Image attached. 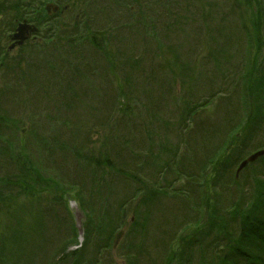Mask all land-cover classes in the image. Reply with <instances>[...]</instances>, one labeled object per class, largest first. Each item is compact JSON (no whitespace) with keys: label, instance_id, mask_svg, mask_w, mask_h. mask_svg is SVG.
<instances>
[{"label":"rangeland","instance_id":"rangeland-1","mask_svg":"<svg viewBox=\"0 0 264 264\" xmlns=\"http://www.w3.org/2000/svg\"><path fill=\"white\" fill-rule=\"evenodd\" d=\"M169 1L176 2L175 7L168 6ZM85 2L91 19L78 20L81 36L89 33L86 30L94 22L95 27L104 26L105 32V24L120 30L97 38L98 49L89 40L76 47L70 45L69 49L54 48L49 36L60 33L61 28L40 20L35 11L30 13V19L42 36L39 45L25 46L21 53L19 49L9 51V47L0 50V209L12 208L10 213H3V218L11 225H20L19 238L14 239L15 234L11 237L20 246L7 244L16 254L8 256L1 252L0 264H90V261L92 264L96 256L99 262L95 264H130L128 257L134 258L135 264H167L170 247L179 256L168 264L179 263L188 252L193 253L190 264H219L229 253V246L225 241L215 242L218 233L210 228L214 221L212 214L216 210L222 212L223 219L229 220V231L234 233L240 219L232 217L230 209L226 213L225 208L232 201L245 207L255 204L254 194L259 183L264 182L262 156L240 172L242 195L240 187L233 183L239 162L264 148V116L261 127L251 128L246 135V117L240 111L236 90L238 85L251 82L250 75L256 67H264V43L262 48L258 46L257 31L246 25L240 12L235 16L227 15V10L226 16L222 12L217 16L214 12L219 9L199 12L197 6L201 5H188L189 0H143L139 8L131 7L137 19H132L129 12L131 4L138 5L132 0ZM81 5L86 8L84 3ZM77 12L75 7L70 14ZM8 19L11 20L9 15ZM2 21L3 18L0 24ZM175 21L185 29L183 34L176 26L174 33L163 38V31L175 26ZM100 26L90 30L93 35H98ZM241 29L249 32L243 33ZM261 35L264 42V31ZM105 50L118 52L112 67L108 57L109 67L106 66ZM52 51L57 55L55 60ZM188 61L192 63L190 70L195 72L189 80L181 68ZM124 62L136 65L128 68ZM171 64L180 68L177 72L167 70L165 76L160 67L170 68ZM51 69L55 79L51 77ZM22 73L25 79L18 82ZM157 84L160 85L155 89ZM169 85L175 87L177 94L175 106L167 110L163 98H169L166 93ZM92 90H99L101 97L91 94ZM185 107L195 109L196 114L186 116L183 125L189 130L184 135L195 131L203 137L202 141L195 134L184 139L179 132L178 121H184ZM155 112L165 120L173 119L167 133L159 137L144 133L152 128ZM94 117L97 121L89 127ZM140 125L149 128L142 130ZM214 125L220 132L214 127L197 131ZM115 127L131 130L129 134L135 143L126 146L117 142L120 130L109 133ZM206 133L209 135L205 140ZM151 135L155 145H141L135 138L147 141ZM230 139H236L235 144L242 147L235 154L228 146ZM5 140L11 143L10 153L18 156L15 159L4 154ZM165 143L170 147V163L174 162L166 166L158 161V166L162 165L158 173L156 168L145 165L153 159L147 152L150 147L157 149ZM106 145L116 169L107 166L108 169L100 170L104 162L97 165L96 160L102 161L109 151ZM117 150L124 152L129 164L126 173L119 170L125 166L116 155ZM230 155H233L231 163L236 162L228 174L233 182L214 190L209 181L214 166L209 160L215 156V161H223ZM25 157L35 166L31 174L23 170V164L29 167ZM88 158L96 163L91 166ZM189 162L192 174L185 175ZM204 167L208 169L203 174ZM131 174H135V182L128 181L126 176ZM176 176L178 181L170 188L166 184L168 177L172 181ZM21 179L31 187L27 193L18 195L15 190L25 188L14 183ZM155 182L169 186L166 188L171 190L170 195H162L155 202L148 199L139 210L140 201L149 196ZM172 193L184 200L172 198ZM1 214L2 211L0 217ZM136 220L138 223L134 225ZM141 224L144 226L141 235L146 236L144 244L149 250L145 247L141 250L143 257L131 256L129 253L142 246L135 230ZM101 246L105 250L101 251ZM86 250L88 259L81 255ZM64 255H67L65 262Z\"/></svg>","mask_w":264,"mask_h":264},{"label":"trees","instance_id":"trees-1","mask_svg":"<svg viewBox=\"0 0 264 264\" xmlns=\"http://www.w3.org/2000/svg\"><path fill=\"white\" fill-rule=\"evenodd\" d=\"M42 0H32V2H37V6H35V8H37L38 6L40 7ZM131 1V0H129ZM135 1L138 5H134L131 4L130 11L132 13V19H137L136 17V12L134 9L131 10L132 6L138 7L139 8V4L143 1V0H132ZM231 2V4H230ZM11 3H17L20 5H23V12L18 10L17 8H14L13 11L11 12V9L8 8L5 11L8 12L7 14L9 15L11 21H14L15 17H18L20 20L22 21L24 19V17L28 14L27 13V8L24 3L25 0H17L15 1H11ZM222 3V4H220ZM176 2H171L169 1L168 6L171 7H175ZM196 4L201 5V7L197 6ZM87 5V4H86ZM188 5H192V6H197L199 9V12H201V9H204L205 11H207V13H211L212 11H214L215 9H219L218 11H215L214 13H216V15H220L221 16V12L226 16L227 13H225V10H227L228 14L230 16H235L238 12H240V14H243L245 16V23L246 25H248L249 27H251V25L254 27V29L257 31V39H258V46L260 48H262V45L264 42L261 41V33L264 31V0H222L221 2H219V0H189ZM1 7V6H0ZM7 7V6H6ZM141 8V5H140ZM176 8H179V6H177ZM85 13H87L89 15L90 10H89V6L86 7L85 9ZM37 13L40 16V20H43L45 17V12L42 10V8L40 9H36ZM219 12V14H218ZM18 14V15H17ZM87 20L90 19V17L86 18ZM228 19V18H227ZM97 21V20H95ZM100 26V25H99ZM98 26V27H99ZM176 26H179V24L175 21V26H170L167 27V29L165 31H163V33L161 34L163 38H165V36H169L172 33H174V29L176 28ZM95 27V22H94V26L91 27L89 26L86 30V32H89L88 34L86 33L83 36H77L76 38H72L71 34L68 33L65 37L64 40H68L67 44L74 46L77 45L79 46L81 43L80 42H84L89 40L88 43L92 44V46L95 49H98L100 47L99 43L97 42V38L101 37V36H106V35H110L111 32H120V30H118V28L114 25V26H109V24H105L106 27V32L104 31V26H100V28L97 30L98 31V35H96V33L93 35L92 32L90 31L92 28H98ZM179 28H181L179 26ZM116 30V31H115ZM183 28H181V35L183 34ZM243 33L245 32H249L246 31L245 29H241ZM259 31H261L259 33ZM252 35H254L252 33ZM256 37V35H254V38ZM39 45V43L37 44ZM165 47V46H164ZM163 47V49H164ZM167 49H170L173 51V53L175 55L176 51L175 49H173L170 45H166ZM104 58H105V62L107 60L108 57V61L109 63H111V67L113 62L117 61L118 59V52L116 51V53L114 52H108L107 50L104 51ZM52 58L55 60L57 58V55L54 54V52H52ZM179 56V55H178ZM163 58V56H162ZM108 61L106 62V66L109 67V63ZM125 64H127L128 66H130L131 68L134 67V65H136L135 63L133 64H129L128 62H124ZM191 65L192 63L190 61L185 62L182 68V71L184 73V76H187L188 74V80L189 78L193 77V73L195 74V72L191 69ZM162 72L165 73V76H167V70H172V71H176L180 68L178 65L176 64H171L170 68L169 65H167V68L164 66L160 67ZM53 72V69H51ZM110 72V69H109ZM22 75L25 76L24 73H22ZM55 74L54 72L52 73L51 77H53L55 79ZM251 76V82H249V84H245L241 87L236 88V90L238 91V96L237 99L238 101H240V111L241 113H243V117H246V127L244 129V133L246 135H249V130L253 127H255L254 130H258L263 121V116H264V67L260 68V67H256L255 71L253 72ZM127 78H129L127 76ZM176 79V78H174ZM184 79V78H183ZM85 81H89L88 78L85 77ZM129 81V80H128ZM185 81V80H184ZM125 82V80H124ZM128 83V82H127ZM185 83L187 84L188 82L185 81ZM158 85H154L155 89H158ZM49 86H52V83L49 82ZM48 86V88H49ZM128 86V85H127ZM170 87H168V89H166V93L167 95H169L168 100L166 98H163V100L165 101V103L167 104V110H169L172 106H175V98H176V89L173 85H169ZM129 87V86H128ZM91 94H95L99 97H101V92L99 90H92ZM145 94H147V90L145 92ZM85 102V101H82ZM163 106V105H162ZM154 110H156L154 108ZM225 112V108L223 107V109ZM176 111V110H175ZM229 114V112H227ZM154 115H156V120L152 122V128H149L147 126L144 125H140V127L142 128V130L144 129H148L147 131H145L144 133H154L155 136L159 137L162 134H166L167 131L169 130V128L171 127V123H173V119H169V120H165L163 117H160L159 115H157V112L153 113ZM175 114H177L178 117V111L175 112ZM182 116L184 121L183 122H179L178 121V125H179V132H181L182 135H184V131H188L186 130V126L183 125L184 122H186V116H190L191 114L194 115L195 112L192 111V109H188L187 107H185L182 110ZM96 115V114H95ZM88 118H91V114L89 113L88 110ZM179 119V118H178ZM97 121V118L94 117L92 120L89 121V127L90 125L94 124V122ZM108 127V124L105 125V129L106 130ZM216 128L217 130L220 129L218 126L214 125V126H207V127H202L201 129H198V132H204L206 131L207 128H210V130L212 128ZM195 128V127H194ZM118 130L119 133L121 134H117L116 138H117V142H123L126 146L129 143H132L133 138L132 136L129 134L130 132H132L131 130L125 131L122 128L119 127H115V130L112 129L109 133L113 134L116 133ZM219 131V130H218ZM220 132V131H219ZM197 135L199 137V139L202 141L203 137L201 135H199L197 132L193 131V132H189L186 135H184V139L187 138L188 136L191 135ZM209 134L206 133L204 139L206 140L207 136ZM25 135H23V137L21 138L20 141H22L24 139ZM234 138L236 137V135L233 136ZM136 140L141 144H149L150 145H155V141L154 138L151 136H149V139L146 140H141L139 136L135 137ZM181 140L183 141V139L181 138ZM205 142V141H204ZM5 143L7 144L6 146V150L7 153H4L6 156H10L11 158L15 159V157H18L12 153H10V144L8 140H5ZM13 144H15L14 142H12ZM49 143V142H48ZM135 143V141H134ZM236 143V139H230L229 141V148H232V154H235V152L239 151V149H242V147L238 146L235 144ZM16 148V147H15ZM106 148H108V146L106 145ZM105 148V149H106ZM170 147L168 144H164V147H160V148H154V147H150L147 152V154L151 153L152 156V160H149L147 162H145V165H147L149 167V169L151 168H156L158 170H161L162 165L160 164V166H158V161L160 163L164 162L165 165H171L173 162L170 163L171 158V154L169 151ZM109 151L106 152V154L104 155L105 157H103L102 161L99 160L97 162V165L100 166L101 162H104L103 166H100V170L105 169L107 166L108 167H114L115 162L111 160V157H113L110 154V149L108 148ZM23 151V150H22ZM123 151L122 150H117L116 155H118L119 160L123 161V164L125 167L120 166L121 171H123L124 173H126L129 164L127 163V160H125V157L123 156ZM140 153V152H139ZM23 154L26 155V153ZM134 154H136V152H134ZM24 155V156H25ZM24 156H20V157H24ZM19 157V158H20ZM233 155H230L229 157L225 158V160L220 161L219 159L217 161H215L216 159L215 156L211 157L209 160V164L211 163L214 167L212 170V174H209V181H210V187L212 189H216V186H220L222 184H232L231 181L233 182V180L230 181L228 174L232 171V169L234 168V166H236V162L231 163ZM240 158V156L238 157V159ZM161 159V160H160ZM238 159L236 161H238ZM25 160L28 162L27 164L29 165V167L25 166L23 164L24 167V171L28 174H31V172L35 169V166L33 164L30 163V161L25 157ZM88 161L90 163V165L92 166L93 163H96L93 161L92 158H88ZM215 161V162H214ZM214 163V164H213ZM107 167V169H108ZM188 170L184 171V174H192V168L191 167V163L189 162L188 165ZM116 169V168H115ZM203 174L204 171H206L208 169V167H204L203 168ZM108 175V174H107ZM173 175V174H172ZM171 175V176H172ZM128 177V181L131 182H135V174H131L130 176H126ZM264 177V176H263ZM188 178L190 179H196L195 176H188ZM205 179H207V174L204 176ZM133 179V180H132ZM178 181V177L176 176L175 179H172V181L169 179L168 177V181H167V185L172 186V183H175ZM129 182V183H131ZM234 184H237L240 187V195L241 194V183L239 182L238 178L234 179ZM15 186H24L25 189H17L15 190L17 192L18 195L21 194H25L27 193L26 191L31 187L29 186L25 180L21 179L16 181V183H14ZM128 184V183H127ZM154 187L150 190L149 188V196L147 198L144 197V200L142 199L141 204L138 205L139 210L142 207H144L145 204H147L148 199H151L152 202H155L158 200V198L162 195H170L171 190H169L166 187L169 186H160L159 182H155L154 183ZM206 184L207 181H206ZM128 185H132L128 184ZM141 188L143 187V185H140ZM147 186V185H146ZM259 189L257 192H255L254 196L257 197L255 198V204H251L249 205V207H245V206H241L240 202L237 201H232V203H230L229 206H227V208H225L226 213H228L227 211L230 209L231 210V214L234 215L232 217H236L240 219L239 225L236 227L237 229L234 230V233H231L228 229V221L223 219V213L216 210L214 212V214H212V217L214 218L213 223L210 225L211 230L213 231L215 229V233H218V237L216 238V241L221 242L224 239L225 241H227V244L229 246L228 250V254L224 257L221 258L219 261V264H264V182L259 183ZM139 189L140 191L142 189ZM181 188V187H179ZM16 189V188H15ZM142 192V191H141ZM134 197H137V194H134ZM172 198L175 197L177 199H181L184 200V198L182 199L177 193H172ZM209 202L211 201L209 198L207 199ZM258 203V204H257ZM125 207V204H124ZM229 207V208H228ZM12 208L6 209L3 207V210L0 209V213L2 211L1 217H0V245H1V249H0V253L3 255H8L11 256L13 254H16V250L13 248H8L7 244L11 245V246H20L16 243V240H14L16 237H18L20 235V231H19V227L17 223L16 224H10L8 223L3 217V213L7 212L10 213ZM138 210V212H139ZM141 214V213H140ZM138 220H136V222H134V225H137ZM143 223V222H142ZM231 225V224H230ZM143 225L141 224V226H137L135 227V230L138 231V234L140 236V239L142 241V246L141 249L139 250H133L132 253H129L131 256L132 255H140L142 256V249L145 247L147 249V251L149 250V246L144 244V239H146V236L141 235L142 230H143ZM232 227V226H231ZM234 228V227H232ZM4 230V231H3ZM4 232V233H1ZM219 233L222 234V236H219ZM15 234L14 239L12 237V235ZM19 238V237H18ZM225 247L224 245H221V248ZM107 249H109V247L107 246ZM191 248H188V250H190ZM105 250L104 246H101V251ZM78 252H74L73 254H77ZM84 259H88L89 258V253L88 251H84L82 254ZM168 261L167 264L169 262H172L175 260V258H177L179 256L178 253L174 252L172 247H170L168 253ZM192 256L193 253L188 252L186 253V255H184L179 263L177 264H190L192 261ZM143 257V256H142ZM71 258V257H70ZM69 258V259H70ZM73 258V257H72ZM129 258V262L130 264H135V262L133 261L134 258ZM67 255L63 256V262L67 261ZM71 260V259H70ZM68 260V262L70 261ZM99 262V256H96L95 262H92V264L94 263H98ZM91 264V261L89 262Z\"/></svg>","mask_w":264,"mask_h":264},{"label":"flooded vegetation","instance_id":"flooded-vegetation-1","mask_svg":"<svg viewBox=\"0 0 264 264\" xmlns=\"http://www.w3.org/2000/svg\"><path fill=\"white\" fill-rule=\"evenodd\" d=\"M11 1H17V0H0V15L4 16V21H2L1 23V27L0 30L3 29V27H5L6 29H3V31L0 33V37L3 39L2 41V45L1 47L5 48V47H9V51H15V49H19L20 53L21 50H23L22 48L25 46H28L26 43L31 42V41H36L37 38H41V34L39 33V31L37 32L36 36H28L26 35L27 31H25L24 33H18L17 32V28L20 25L19 24V18L15 17L14 21H10L8 19V17H6V14L8 12H6L5 10L10 8L11 12L13 11L14 8L18 7V10L23 12V5L17 4V3H11ZM50 3L54 4L55 6L58 7V9L56 10V12H54L53 8H51L50 12H48L46 10V8H44V11L46 12V15L43 19L47 20V23H51L53 25H58L61 30L60 33L57 32V34L55 35H50L49 37L51 38V40L53 42H64L65 37L67 35L66 31L69 28V22H66V18L68 16V14L70 13V11H67V3L66 0H47V2L45 3V7L47 5H49ZM7 6V7H6ZM27 11H30V13L35 11V6L31 3L28 5ZM18 15V14H17ZM0 16V18H2ZM79 20V14L76 15L75 19H74V24L72 25V30H76L78 28V20ZM30 21L29 18H24L22 21ZM78 22H75V21ZM7 30V34H4V31ZM39 33V34H38ZM39 35V36H38ZM28 37V38H27ZM52 44V42H51Z\"/></svg>","mask_w":264,"mask_h":264},{"label":"water","instance_id":"water-1","mask_svg":"<svg viewBox=\"0 0 264 264\" xmlns=\"http://www.w3.org/2000/svg\"><path fill=\"white\" fill-rule=\"evenodd\" d=\"M259 156H264V150L257 151V153H255L254 155H252L249 159H247V161H244L241 164L242 166L240 167V169H242L243 167H245L248 161L256 160L257 157H259Z\"/></svg>","mask_w":264,"mask_h":264}]
</instances>
